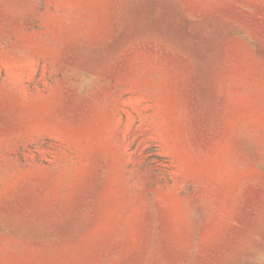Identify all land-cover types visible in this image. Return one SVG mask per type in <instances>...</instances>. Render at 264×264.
I'll return each instance as SVG.
<instances>
[{"label": "rangeland", "instance_id": "rangeland-1", "mask_svg": "<svg viewBox=\"0 0 264 264\" xmlns=\"http://www.w3.org/2000/svg\"><path fill=\"white\" fill-rule=\"evenodd\" d=\"M0 264H264V0H0Z\"/></svg>", "mask_w": 264, "mask_h": 264}]
</instances>
